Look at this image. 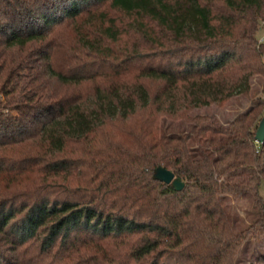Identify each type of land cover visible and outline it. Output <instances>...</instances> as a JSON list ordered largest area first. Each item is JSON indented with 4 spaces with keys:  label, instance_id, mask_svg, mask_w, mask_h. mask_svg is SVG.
I'll list each match as a JSON object with an SVG mask.
<instances>
[{
    "label": "trees",
    "instance_id": "obj_1",
    "mask_svg": "<svg viewBox=\"0 0 264 264\" xmlns=\"http://www.w3.org/2000/svg\"><path fill=\"white\" fill-rule=\"evenodd\" d=\"M260 21L264 0H0V264H235L264 233L262 100L195 110L264 91Z\"/></svg>",
    "mask_w": 264,
    "mask_h": 264
},
{
    "label": "rangeland",
    "instance_id": "obj_2",
    "mask_svg": "<svg viewBox=\"0 0 264 264\" xmlns=\"http://www.w3.org/2000/svg\"><path fill=\"white\" fill-rule=\"evenodd\" d=\"M256 35L259 40L264 41V21H260L256 30ZM262 84V78L254 76L251 80V88L247 94H235L220 104L212 103L199 107L195 111L198 114L215 115L224 123L232 120L237 114L242 113V111L249 108L253 98L260 97L262 104L258 110V126L259 120L264 115V91L262 90ZM161 127L163 134H180L191 130V125L188 122L184 120H173L168 117L162 118ZM258 193L264 201V181L261 182ZM225 203L228 210L232 213V216L235 218H242L246 223L256 216V208L254 206L253 198L249 193L241 195L236 200L228 199ZM263 250L264 233L258 231L255 235L251 236L248 241L244 242L237 254L235 264H251L255 257Z\"/></svg>",
    "mask_w": 264,
    "mask_h": 264
},
{
    "label": "water",
    "instance_id": "obj_3",
    "mask_svg": "<svg viewBox=\"0 0 264 264\" xmlns=\"http://www.w3.org/2000/svg\"><path fill=\"white\" fill-rule=\"evenodd\" d=\"M255 140L257 142L264 141V115L259 120L256 132ZM152 178L166 184H171L172 187L179 191L184 187V182L175 176L174 172L170 169H167L161 165H158L154 168Z\"/></svg>",
    "mask_w": 264,
    "mask_h": 264
}]
</instances>
